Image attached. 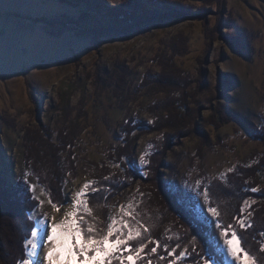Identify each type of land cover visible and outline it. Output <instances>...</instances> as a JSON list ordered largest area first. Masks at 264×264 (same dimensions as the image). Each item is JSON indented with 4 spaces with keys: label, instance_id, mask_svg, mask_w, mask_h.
Segmentation results:
<instances>
[{
    "label": "rangeland",
    "instance_id": "374dc122",
    "mask_svg": "<svg viewBox=\"0 0 264 264\" xmlns=\"http://www.w3.org/2000/svg\"><path fill=\"white\" fill-rule=\"evenodd\" d=\"M221 2L223 10L202 0H0V187L21 195L26 219L37 202L25 191L24 173L37 185L44 201L38 211L49 224L63 221L74 210L75 193L105 173L124 189L105 206V227L131 212L149 229L142 237L149 255L148 225L158 226L165 242L182 251L199 241L179 210L161 203L158 181L184 208L195 205L214 245L215 238L223 242L209 222L215 218L205 217L207 205L201 211L184 184L200 179L214 188L221 173L264 152L255 136L264 118V0ZM118 8L136 12L134 21L115 25L107 13ZM179 9L190 11L170 13ZM228 34L235 44L223 39ZM165 69L181 77L179 83L158 82ZM185 94L195 97L189 104L192 131L170 137L163 102ZM217 105L230 117L220 126L211 123ZM131 121L148 127L137 129ZM55 174L63 178L59 212L42 186ZM245 201L248 220L256 201ZM232 225L239 228L236 220ZM10 241L0 238V260L9 254L4 246H17ZM46 251L47 245L39 250L41 259Z\"/></svg>",
    "mask_w": 264,
    "mask_h": 264
},
{
    "label": "trees",
    "instance_id": "16d2710c",
    "mask_svg": "<svg viewBox=\"0 0 264 264\" xmlns=\"http://www.w3.org/2000/svg\"><path fill=\"white\" fill-rule=\"evenodd\" d=\"M140 1V0H137ZM211 4L212 2L218 3V10H223L224 5L221 0H202ZM139 3V2H138ZM167 9V8H166ZM167 11V10H166ZM190 11V10H187ZM187 11L172 10L170 13L174 15H180L182 13H187ZM205 12L203 9L197 11L198 14L202 15ZM135 13L130 10H122V8H118V10H113L112 12L107 13L110 19H114L113 22L115 25L124 24L126 20L134 21ZM133 17V18H132ZM220 19H218V22ZM222 24V22L220 21ZM228 25V24H227ZM230 25V24H229ZM228 25V26H229ZM226 26V27H228ZM220 33L221 31L218 30ZM223 39L231 45L235 44L234 37L231 35H224ZM174 71L171 69H165L163 73L157 78L158 82L164 83H179L180 78L172 77ZM194 95L185 94L184 96L163 102V105L166 113V127L168 132L170 133V137H179L182 135H188L191 131V123H193L194 117H192V109L189 107L190 101L194 100ZM159 109V108H158ZM157 109V110H158ZM215 117L212 119V124L215 123L217 126L223 125L230 121V117L224 112L221 106H215ZM211 120V118H210ZM131 125L136 127L137 129L147 128L146 124H138V122L131 121ZM135 128V129H136ZM255 136L258 140H261L264 143V118L261 119L258 131L255 133ZM65 151V148L62 150ZM129 153L127 152V157H129ZM128 165L124 163V177L122 179L127 180L130 176L127 168ZM138 170H135V173ZM138 173V172H137ZM139 174V173H138ZM54 179L45 180L42 182V186L45 188L47 195L51 200L58 204L59 201L62 200V183L63 178H59L57 174H55ZM107 177L105 173H99L96 177V187H102L105 190L98 192V194H92L91 198L89 197L88 207L92 213L91 216H88L87 213L84 214L85 219L89 222H92L93 217H95V223L97 227L103 228L106 231L105 224L103 221L105 220V206H107L112 196L118 192V190L122 189V187L118 186V182L114 181L115 179L111 176L110 180L105 181L104 178ZM136 177V176H135ZM226 179L222 178L218 183V186L211 188L210 193L212 200L214 201L213 206H216L220 212V216L215 218L216 222H219L226 228L229 224H234V217H238L240 214V208L243 203L247 199H252L256 201V206L248 218L251 221L253 227L247 230H242L237 228L236 231L239 233V236L242 238V246L254 257L257 261V264H264V251H261V245L264 244V236L261 233H264V152L253 159V161L247 166H239L234 169V171L227 173L225 175ZM17 184L21 185V180L16 181ZM157 187H159V192L163 197L161 201L162 204L168 206L171 210L181 213L186 222H188L194 228L197 237L199 238L197 246L195 248L200 252H211L213 249L210 247V244L214 246L211 241L210 230L207 222L199 215V213L190 208H184V206L179 202V196L172 193V191L166 188L165 185L162 184V181L157 182ZM1 185V184H0ZM41 185V184H40ZM2 187V186H1ZM0 187V238L3 240L4 237H8L9 241L13 243L16 242L17 246L12 247V249H8L10 246H4L3 253L8 252L9 254L0 260V264H16V261L24 258L23 252V240L30 236V228L32 227V222L27 218V214L25 212L26 206L25 202H23V198L21 195H16L14 192L9 196V192L2 191L3 189ZM257 188L258 191L252 192L251 188ZM110 188L111 191H107L106 189ZM125 188V187H124ZM124 190V189H122ZM94 196V197H93ZM22 198V199H21ZM105 198H109L106 200ZM20 199V200H19ZM165 202V203H164ZM194 215L196 219H194ZM148 225V224H147ZM207 225V226H206ZM152 232L147 242H150V247L156 246L154 241H160V253L156 256L155 254H151L147 257V259L151 260V264H169V261L172 260L173 264H180L182 260L186 264H201V261H197L194 259V253L192 252L193 247L187 248L188 255L183 258L180 263H178L176 257L179 252L182 251L181 245L179 248H176V252L174 253L175 257L170 259L169 261L166 259H160L161 256L167 258V252L165 251L163 245L169 244L165 242L162 237V233L159 232L160 229L156 225H148ZM222 230V229H221ZM9 242V243H10ZM178 245V244H176ZM183 245V244H182ZM174 245H169V249L171 250ZM1 248V245H0ZM184 248V246L182 247ZM2 249V248H1ZM185 250V249H184ZM217 260V264H226L221 253H217L214 257ZM176 259V262L175 260ZM146 258L144 259L145 264L147 263ZM115 264V262H114Z\"/></svg>",
    "mask_w": 264,
    "mask_h": 264
},
{
    "label": "snow or ice",
    "instance_id": "6c2138e0",
    "mask_svg": "<svg viewBox=\"0 0 264 264\" xmlns=\"http://www.w3.org/2000/svg\"><path fill=\"white\" fill-rule=\"evenodd\" d=\"M140 162L141 164L147 163L143 156H141ZM114 167H119V165H114ZM228 171L232 172L234 169L230 168ZM29 175L27 172L23 174V182L26 185L25 191L30 194L29 198L37 203L33 204L28 216L32 222V227L29 230L30 236L23 240L24 258L17 260L16 264H114V262L115 264H138L149 256V253L144 251L146 245L142 242L143 234L147 233L149 229L131 212L127 214L129 219H111V222L107 224L106 231L97 227L95 217H93L92 222H89L84 215L80 214L79 210L83 208L84 212L91 216L88 198L94 193L105 190L102 187H96L95 182L84 183L80 190L75 193V198L72 201L74 210L66 212L63 221L49 224L46 215L38 211V206H42L44 201L37 197V185L29 182ZM220 176L226 179L225 174L221 173ZM110 179V177L104 178L105 181ZM184 188L189 194L197 198L201 211L204 210V204L207 205L206 218L208 214L213 218L220 216L218 208L213 206L214 201L209 185L197 179L194 184L185 181ZM106 190L111 191L110 188ZM250 191L256 192L258 189L253 187ZM201 196L203 203H201ZM48 203L55 211L61 210L62 205L54 203L50 198V193ZM244 203L247 205V201ZM194 207L195 205H193ZM244 213L245 208L242 206L239 217H234V219H236L240 229L247 230L253 225L250 220L244 218ZM247 215L251 216V213L249 212ZM194 219H196L195 215ZM209 222L216 224L217 230H220L219 236L224 238L223 242L221 243L219 238H215L216 244L214 246L210 244L213 250L207 253L200 252L193 246L194 259L203 261V264H217V260L213 257L220 251H225L232 259L233 264H257L256 259L242 246V238L233 225L229 224L224 228L219 222ZM140 228H143V232L139 230ZM229 230H231L230 238ZM261 235L264 236V233ZM134 240L138 241L139 246H133L131 242ZM192 241L195 245V236L192 237ZM154 243L156 246L150 249L151 254H156L161 246L159 240L154 241ZM45 245H47V251L41 259L39 250ZM163 247L167 255L172 257L179 245L171 250H168L169 245L167 244ZM261 251H264V244L261 245ZM187 255L188 252L185 249L179 252L176 259H183ZM160 259H164V257L161 256ZM148 264H151L150 259ZM169 264H173V262L169 261Z\"/></svg>",
    "mask_w": 264,
    "mask_h": 264
},
{
    "label": "bare ground",
    "instance_id": "6f19581e",
    "mask_svg": "<svg viewBox=\"0 0 264 264\" xmlns=\"http://www.w3.org/2000/svg\"><path fill=\"white\" fill-rule=\"evenodd\" d=\"M44 255V254H43ZM41 257V256H40Z\"/></svg>",
    "mask_w": 264,
    "mask_h": 264
}]
</instances>
